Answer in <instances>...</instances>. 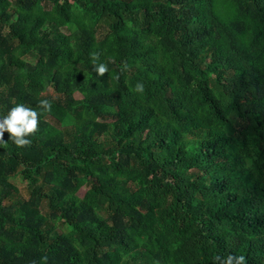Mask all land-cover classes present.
Masks as SVG:
<instances>
[{
    "label": "trees",
    "instance_id": "trees-1",
    "mask_svg": "<svg viewBox=\"0 0 264 264\" xmlns=\"http://www.w3.org/2000/svg\"><path fill=\"white\" fill-rule=\"evenodd\" d=\"M74 2L0 0V264H264V0Z\"/></svg>",
    "mask_w": 264,
    "mask_h": 264
},
{
    "label": "clouds",
    "instance_id": "clouds-1",
    "mask_svg": "<svg viewBox=\"0 0 264 264\" xmlns=\"http://www.w3.org/2000/svg\"><path fill=\"white\" fill-rule=\"evenodd\" d=\"M92 62L96 64L99 59V53L93 52L90 54ZM128 65L125 62L121 67V72L127 71ZM95 71L98 76H104L108 72V68L104 63L96 64ZM119 80V75L113 77ZM144 85L142 82H137L135 85L136 92H143ZM40 107L45 111H51V102L47 99L39 102ZM39 126L38 113L24 104H15L10 108L8 114L0 119V141L4 140V133H9V138L13 140L18 147H25L31 144V141L26 137L37 132ZM214 261H221L222 257L216 255L213 257ZM222 264H246V258L243 255L229 254L223 258Z\"/></svg>",
    "mask_w": 264,
    "mask_h": 264
},
{
    "label": "rangeland",
    "instance_id": "rangeland-1",
    "mask_svg": "<svg viewBox=\"0 0 264 264\" xmlns=\"http://www.w3.org/2000/svg\"><path fill=\"white\" fill-rule=\"evenodd\" d=\"M68 2L71 3V11L78 15L82 16L84 11L77 6V4L74 2V0H68ZM103 31L101 29L98 30V34H101ZM28 60L34 61L33 59H30L27 57ZM75 98L79 99L81 96L78 93L74 94ZM51 121V120H50ZM11 181L14 183V185L18 188L17 191V197L27 199L29 197V189H28V181L24 179L22 173L19 171L16 175L13 176ZM41 182V181H39ZM91 182H94L93 180ZM89 185H84L82 188L79 190L78 195L80 197L84 196L85 193L88 191ZM8 202V199L6 200ZM47 203H44L46 205ZM43 205V206H44Z\"/></svg>",
    "mask_w": 264,
    "mask_h": 264
}]
</instances>
